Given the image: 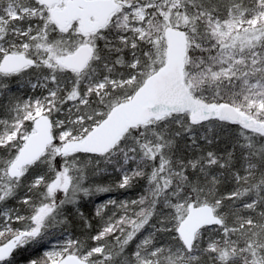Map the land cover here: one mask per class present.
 <instances>
[{
    "label": "snow or ice",
    "instance_id": "6c2138e0",
    "mask_svg": "<svg viewBox=\"0 0 264 264\" xmlns=\"http://www.w3.org/2000/svg\"><path fill=\"white\" fill-rule=\"evenodd\" d=\"M29 248L264 264V0H0V264Z\"/></svg>",
    "mask_w": 264,
    "mask_h": 264
},
{
    "label": "trees",
    "instance_id": "16d2710c",
    "mask_svg": "<svg viewBox=\"0 0 264 264\" xmlns=\"http://www.w3.org/2000/svg\"><path fill=\"white\" fill-rule=\"evenodd\" d=\"M111 195L118 196L122 199L123 198H134L136 195V191L135 190H129V191L125 192V191L121 190V192L113 193ZM105 198H107V197H105ZM91 208H92V205L88 204L87 207L85 208L86 213L88 211H90ZM39 254L40 253L38 250H33L31 248L25 249V250H22V251L17 253V260L20 261V264H26V262L29 258H33Z\"/></svg>",
    "mask_w": 264,
    "mask_h": 264
},
{
    "label": "rangeland",
    "instance_id": "374dc122",
    "mask_svg": "<svg viewBox=\"0 0 264 264\" xmlns=\"http://www.w3.org/2000/svg\"><path fill=\"white\" fill-rule=\"evenodd\" d=\"M53 242H55V241H53Z\"/></svg>",
    "mask_w": 264,
    "mask_h": 264
}]
</instances>
